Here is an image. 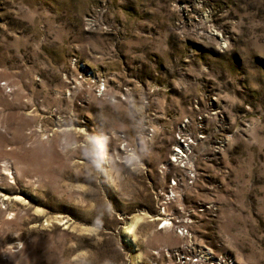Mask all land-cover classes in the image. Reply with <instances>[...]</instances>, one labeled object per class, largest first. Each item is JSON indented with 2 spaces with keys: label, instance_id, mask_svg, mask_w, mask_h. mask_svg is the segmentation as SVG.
I'll use <instances>...</instances> for the list:
<instances>
[{
  "label": "rangeland",
  "instance_id": "obj_1",
  "mask_svg": "<svg viewBox=\"0 0 264 264\" xmlns=\"http://www.w3.org/2000/svg\"><path fill=\"white\" fill-rule=\"evenodd\" d=\"M0 264H264V0H0Z\"/></svg>",
  "mask_w": 264,
  "mask_h": 264
},
{
  "label": "built area",
  "instance_id": "obj_2",
  "mask_svg": "<svg viewBox=\"0 0 264 264\" xmlns=\"http://www.w3.org/2000/svg\"><path fill=\"white\" fill-rule=\"evenodd\" d=\"M174 176H175V175H174ZM175 184H176V181H175ZM181 226H182V225H178L177 227L181 228ZM184 226H185V225L183 224V227H184Z\"/></svg>",
  "mask_w": 264,
  "mask_h": 264
}]
</instances>
